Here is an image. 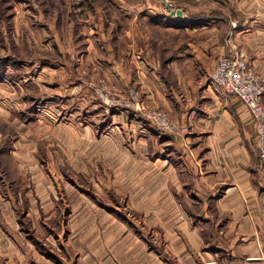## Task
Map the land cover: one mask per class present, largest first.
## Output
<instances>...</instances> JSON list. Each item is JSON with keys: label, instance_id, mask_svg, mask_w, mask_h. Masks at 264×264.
Instances as JSON below:
<instances>
[{"label": "crops", "instance_id": "crops-1", "mask_svg": "<svg viewBox=\"0 0 264 264\" xmlns=\"http://www.w3.org/2000/svg\"><path fill=\"white\" fill-rule=\"evenodd\" d=\"M191 2L170 6L181 16L124 14L117 43L88 45L77 61L91 76L100 66L122 88L137 86L149 108L188 132H162L137 112L123 126L107 125L130 137L114 141L120 155L109 162L133 171L103 177L120 180L113 196L131 200L99 203L77 188L61 206L55 192L19 188L15 203H0V264H264L256 125L239 98L209 85L222 55L244 54L264 74V0Z\"/></svg>", "mask_w": 264, "mask_h": 264}, {"label": "rangeland", "instance_id": "rangeland-1", "mask_svg": "<svg viewBox=\"0 0 264 264\" xmlns=\"http://www.w3.org/2000/svg\"><path fill=\"white\" fill-rule=\"evenodd\" d=\"M167 4L193 6L191 0H0V203L6 197L15 203L19 188L32 196L55 192L61 206L77 188L94 191L99 203L110 195L114 205L131 200L113 196L120 180L103 177L133 171L108 159L120 155L114 141L130 137L105 128L127 124L135 113L131 94L143 95L109 80L100 66L91 76L77 61L88 45L117 43L124 14L169 12ZM130 184L122 181L123 188Z\"/></svg>", "mask_w": 264, "mask_h": 264}, {"label": "built area", "instance_id": "built-area-1", "mask_svg": "<svg viewBox=\"0 0 264 264\" xmlns=\"http://www.w3.org/2000/svg\"><path fill=\"white\" fill-rule=\"evenodd\" d=\"M209 85L236 96L250 110L257 130L259 158L264 165V74L258 73L244 54L222 55L211 73ZM131 99L135 112L149 119L157 129L176 136L188 132V127L174 120L167 111L149 108L137 92L131 94Z\"/></svg>", "mask_w": 264, "mask_h": 264}, {"label": "water", "instance_id": "water-1", "mask_svg": "<svg viewBox=\"0 0 264 264\" xmlns=\"http://www.w3.org/2000/svg\"><path fill=\"white\" fill-rule=\"evenodd\" d=\"M167 7V10L171 13V14H176L178 16H181L182 15V10H176L170 6H166Z\"/></svg>", "mask_w": 264, "mask_h": 264}]
</instances>
